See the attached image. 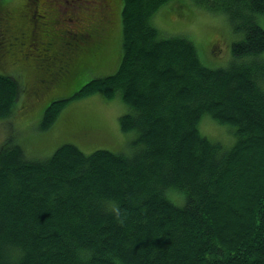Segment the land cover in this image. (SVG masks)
Masks as SVG:
<instances>
[{
	"label": "trees",
	"instance_id": "16d2710c",
	"mask_svg": "<svg viewBox=\"0 0 264 264\" xmlns=\"http://www.w3.org/2000/svg\"><path fill=\"white\" fill-rule=\"evenodd\" d=\"M75 1L0 0V67L10 72L0 73V121L16 129L19 110L24 118L41 108L47 131L73 99L120 96L130 108L120 129L138 149L86 154L67 143L33 159L24 139H4L0 264H13L11 246L24 253L15 264H264V0H193L234 34L218 67L155 24L161 10L192 0ZM116 25V72L75 89L107 58ZM66 116L71 131L79 121ZM204 117L231 127L235 144L202 135ZM105 198L120 203L122 223Z\"/></svg>",
	"mask_w": 264,
	"mask_h": 264
},
{
	"label": "rangeland",
	"instance_id": "374dc122",
	"mask_svg": "<svg viewBox=\"0 0 264 264\" xmlns=\"http://www.w3.org/2000/svg\"><path fill=\"white\" fill-rule=\"evenodd\" d=\"M8 1L9 7L12 8L18 7L24 2V0ZM85 1L87 0H76L71 4L83 5ZM102 4L103 0H100L99 6ZM170 7H174L172 11L161 10V14L158 17L160 12L156 15L155 24L162 32L165 29L171 36L185 35L190 38L201 47L205 60L209 64L218 67V65H224L228 62L229 52L231 56L234 34L232 30L230 32L222 15L206 11L204 7L195 4L193 0L188 1V9L182 12H179L177 4H172ZM70 9L71 6L65 8V11L69 13ZM80 9L82 8L78 7L77 11ZM121 35L122 26L116 25L111 30L107 58L102 61L100 68L85 70L76 83L75 89L88 84L96 77L111 75L116 72L120 59ZM214 45H217L215 50L213 49ZM0 73L10 72H6L0 67ZM17 76L24 80L22 74H17ZM29 101H31V96L26 95V102ZM129 111L130 108L121 100L120 96L114 100H107L101 93H94L70 101L61 112L60 116L62 113L64 114L61 119L59 116V121L57 120L49 130L42 131L39 129L41 108L30 113L26 111V114L23 115L24 118L21 115V110H19L14 117L16 129L14 127L6 129L4 122L0 121V144L8 136L18 137L20 140L24 139L26 154L33 159H47L58 147L67 143L78 146L86 154L96 150H108L131 157L138 149L132 144L135 134L123 132L119 124L120 117ZM66 114V118L70 119L69 116L72 114L73 118H77L79 121V124L73 126L71 131L67 130L68 127L63 120ZM200 131L202 135L219 142L224 149L231 148L236 141L235 132L231 127L221 125L211 117L203 118L200 123Z\"/></svg>",
	"mask_w": 264,
	"mask_h": 264
},
{
	"label": "clouds",
	"instance_id": "9594fccd",
	"mask_svg": "<svg viewBox=\"0 0 264 264\" xmlns=\"http://www.w3.org/2000/svg\"><path fill=\"white\" fill-rule=\"evenodd\" d=\"M101 203L105 210L110 212L118 222L122 223L124 221V210L121 208V205L117 200L105 198L101 201ZM80 253L82 258H86V255H91V250L81 249ZM23 254V250L17 246H11L9 249V257L13 261V264H15V262L18 261Z\"/></svg>",
	"mask_w": 264,
	"mask_h": 264
},
{
	"label": "flooded vegetation",
	"instance_id": "af4514ba",
	"mask_svg": "<svg viewBox=\"0 0 264 264\" xmlns=\"http://www.w3.org/2000/svg\"><path fill=\"white\" fill-rule=\"evenodd\" d=\"M29 47H30V48H29V50H30V49H33V50H32V52L35 50V48H34V47H32V45H31V46H29ZM29 50H28V51H29ZM39 56H40V55H39Z\"/></svg>",
	"mask_w": 264,
	"mask_h": 264
}]
</instances>
